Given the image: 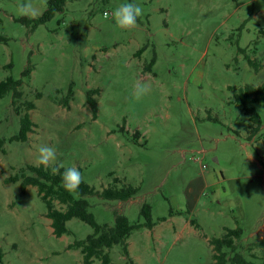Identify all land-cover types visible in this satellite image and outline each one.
Instances as JSON below:
<instances>
[{
    "label": "rangeland",
    "instance_id": "obj_1",
    "mask_svg": "<svg viewBox=\"0 0 264 264\" xmlns=\"http://www.w3.org/2000/svg\"><path fill=\"white\" fill-rule=\"evenodd\" d=\"M50 1L32 0L40 15L30 18L18 14L25 0H0V83L22 80L16 106L36 104L28 142L0 151V264H84L70 247L93 228L72 219L73 234L57 237L37 188L23 194L20 183L6 182L39 166L41 145L56 149L49 168L75 166L97 192L115 178L142 188L125 203L88 197L103 225L114 226L116 213L143 222V204L152 208L157 226L128 240L133 263L115 246L111 264H211L210 241L237 227L244 230L237 253L264 264V104L253 105L262 126L252 136L236 102L241 89L264 83V0H79L35 31L20 22L42 16ZM121 3L142 6L135 28L105 19ZM137 81L151 86L139 101L131 95ZM16 106L12 94L0 100V138L18 134ZM208 176L220 184L207 187ZM171 209L185 216L160 221ZM187 220L198 228H185Z\"/></svg>",
    "mask_w": 264,
    "mask_h": 264
},
{
    "label": "trees",
    "instance_id": "obj_2",
    "mask_svg": "<svg viewBox=\"0 0 264 264\" xmlns=\"http://www.w3.org/2000/svg\"><path fill=\"white\" fill-rule=\"evenodd\" d=\"M79 0H51L48 9L44 14L36 19H22L21 23L30 27L31 31H35L39 26L46 25L51 22L59 13H62L68 2ZM141 48L138 55H141L146 49ZM253 65L252 62H250ZM156 64V57L150 63L145 65L144 72H152ZM31 69L28 68L23 74L29 75ZM22 80H15L13 77H8L0 83V100L12 94L13 105L22 99L21 87ZM98 91H89L88 103L92 108L93 118L98 117V103L93 95ZM73 91H69V96L72 97ZM236 102L241 105L246 114L250 116V128L252 136H255L262 126V118L254 104H264V83L259 86H246L236 94ZM68 99L65 101V107H68ZM36 109V104L32 101H25L20 106H16V112L20 116V129L18 134L9 139L0 138V151L5 152L4 146L7 142L26 143L29 140V134L33 132L35 123L33 122L30 112ZM140 135L139 133H136ZM137 138V137H136ZM30 171L31 175L26 172ZM26 169H22L15 176L7 179V183H20L21 192L24 194L29 186L36 187L41 200L45 203L48 213L47 216L52 221V228L57 237L64 235H72L73 232L67 227V223L72 219H79L82 222L91 226L94 230L93 234L85 240L75 241L70 248L80 250L84 257V264H93L95 260H99L101 264H111L112 259L110 250L115 246H121L124 256L129 258V262L133 263L129 253L128 240L133 232L148 228L153 229L156 223L152 218V208L149 204H143L141 208L142 221L131 222L126 216L116 213L115 224H99L96 216L90 212L91 204L88 197L98 196L107 201L128 202L136 198L142 191L141 187L131 185L119 186L121 180L114 179V184L106 188L103 192H97L85 182H82L75 192H69L62 186L61 175L64 169H60L58 173L53 174L52 168H45L42 165L32 166L27 165ZM111 176V175H110ZM56 202L65 209L56 207ZM175 211L171 209L170 216H173ZM164 217L160 221H166ZM196 225L195 221L191 222ZM244 230L240 227L235 229H227L226 233L221 238H214L210 241V246L213 252V262L211 264H253L247 260L240 252L237 253L239 247L238 242L243 239ZM235 253L234 256H231Z\"/></svg>",
    "mask_w": 264,
    "mask_h": 264
},
{
    "label": "clouds",
    "instance_id": "obj_3",
    "mask_svg": "<svg viewBox=\"0 0 264 264\" xmlns=\"http://www.w3.org/2000/svg\"><path fill=\"white\" fill-rule=\"evenodd\" d=\"M18 14L20 16H28L35 18L40 15L39 7L32 3V0H25L24 3L18 5ZM143 15V8L139 4L121 3L111 13L105 12L104 17L108 19L109 16L115 21V24L124 30L135 28L137 20ZM151 86L142 81H137L131 93L133 100L139 101L144 96L149 94ZM38 164L47 168L52 162L56 161V149L52 146L41 145L38 148ZM62 165L52 168L53 174L59 172ZM61 175L62 186L66 191L75 192L78 190L80 184L83 182V176L80 170L73 166L65 168Z\"/></svg>",
    "mask_w": 264,
    "mask_h": 264
},
{
    "label": "crops",
    "instance_id": "obj_4",
    "mask_svg": "<svg viewBox=\"0 0 264 264\" xmlns=\"http://www.w3.org/2000/svg\"><path fill=\"white\" fill-rule=\"evenodd\" d=\"M205 180H206V186L207 187H211V186H215V187H217L219 184H220V180H219V178H216L215 176H208L207 178H205ZM175 211V213H174V215L173 216H170L166 221H164V222H168V221H173L174 222V224H177V220H178V217H182V216H185L184 215V212H182V210H174ZM189 212V211H188ZM189 215H190V212H189ZM157 225H155L154 227H153V229L156 227ZM185 228H188V227H190V228H198V227H196V226H193L192 224H191V222L190 221H186V223H185ZM178 228H179V226L178 225H176V226H174V229H175V231H177L178 230ZM129 243V242H128ZM130 248V247H129ZM130 253V252H129Z\"/></svg>",
    "mask_w": 264,
    "mask_h": 264
},
{
    "label": "water",
    "instance_id": "obj_5",
    "mask_svg": "<svg viewBox=\"0 0 264 264\" xmlns=\"http://www.w3.org/2000/svg\"><path fill=\"white\" fill-rule=\"evenodd\" d=\"M214 161H215V162H218V160H217V159H215Z\"/></svg>",
    "mask_w": 264,
    "mask_h": 264
}]
</instances>
